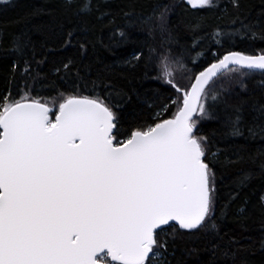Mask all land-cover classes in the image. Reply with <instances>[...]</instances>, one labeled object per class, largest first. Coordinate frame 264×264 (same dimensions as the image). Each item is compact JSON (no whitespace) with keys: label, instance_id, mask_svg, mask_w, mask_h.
Returning <instances> with one entry per match:
<instances>
[{"label":"snow or ice","instance_id":"1","mask_svg":"<svg viewBox=\"0 0 264 264\" xmlns=\"http://www.w3.org/2000/svg\"><path fill=\"white\" fill-rule=\"evenodd\" d=\"M186 2L195 8L211 5L213 0ZM231 3L239 7V0ZM91 10V0H83L78 9L81 13ZM167 11L165 5L157 19L163 20ZM105 15L110 13L101 12L98 19ZM139 19L148 23L151 16ZM160 27L163 30L162 24ZM251 27L241 23L242 29ZM75 37V29L70 30L60 47H74ZM30 43L17 37L9 51L17 57L12 63L14 74L19 71L23 78L36 80L46 58L35 60L34 49L27 58ZM79 52H86V43L79 44ZM154 54L155 49L150 48L149 62ZM142 56L138 51L124 63L134 65ZM34 60L36 67L32 66ZM162 63L163 81L177 93L176 111L161 118L165 107L151 118L156 122L146 127H131L132 122L122 127L117 111L121 106L112 99L113 85L100 76L97 79L108 91L93 84L92 95L61 94L58 106L51 108L27 93L19 99L3 97L0 264H164L168 241L158 235L161 226L174 221L178 225L175 231L199 230L212 221L216 173L206 161L208 138L196 134L198 123L212 118L215 109L210 108V99L212 105H223L225 136H243L247 128L249 138H264V105L251 106L256 115L247 124L246 100L230 103L229 89L209 98L207 86L234 70L264 72V49L256 55L226 51L195 73L190 87L173 82L167 57ZM82 69L90 73L91 65L77 67V59L69 57L54 63L51 71L67 75L74 70L82 79ZM240 87L246 86L241 82ZM52 111L54 119L50 118ZM247 178L244 175L240 182ZM210 227L214 229L215 223Z\"/></svg>","mask_w":264,"mask_h":264},{"label":"trees","instance_id":"2","mask_svg":"<svg viewBox=\"0 0 264 264\" xmlns=\"http://www.w3.org/2000/svg\"><path fill=\"white\" fill-rule=\"evenodd\" d=\"M82 3L0 2V103L6 95L19 99L27 93L51 108L58 106L61 94L92 95L93 84L108 91L97 79L100 76L104 83L113 85L112 99L121 106L114 110L121 117L122 127H129L130 122L131 127H146L156 122L151 118L165 107L161 118H169L176 111V90L163 81L165 57L173 82L190 87L195 73L226 51L256 55L264 49V0H239L238 8L231 0H213L211 5L195 8L186 0H91L92 10L87 13L78 11ZM165 5L168 11L163 20H158ZM101 12L110 15L98 19ZM147 16L151 20L142 23L139 18ZM241 23L252 27L242 29ZM73 29L75 46L61 48L64 37ZM17 37L31 42L27 58H31L33 49L35 60L46 58L38 68L42 75L36 80L13 72L17 57L9 50ZM80 43H86L85 53L79 52ZM150 48L155 54L149 62ZM138 51L143 52L138 63H124ZM214 52L219 55L214 56ZM177 56L181 57L179 61ZM69 57L77 59V67L91 65V72L82 69L83 78L78 79L74 70L67 75L51 71L54 63L66 62ZM241 71L246 75L242 77ZM241 82L245 88L240 87ZM222 89L230 90V103L247 101L244 118L251 124L256 115L251 106L264 105V72L240 69L221 74L207 86L208 97ZM208 103L215 109L212 118L200 121L196 134L208 138L206 161L216 173L215 213L212 221L199 230L175 231L176 225H168L163 232L158 231L168 241L164 264H264V138H249L247 128L243 136H225L223 105H212L210 99ZM54 116L55 111L50 112V118ZM244 175L248 178L241 183Z\"/></svg>","mask_w":264,"mask_h":264},{"label":"water","instance_id":"3","mask_svg":"<svg viewBox=\"0 0 264 264\" xmlns=\"http://www.w3.org/2000/svg\"><path fill=\"white\" fill-rule=\"evenodd\" d=\"M219 59V58H218ZM207 67V66H206ZM231 67V66H230ZM238 67V66H237ZM194 80V79H193ZM42 103V102H41ZM169 225H176V223L174 222V221H170L169 222ZM166 226H168V225H166ZM166 226H161V228H163V227H166ZM177 227H178V225H176Z\"/></svg>","mask_w":264,"mask_h":264},{"label":"rangeland","instance_id":"4","mask_svg":"<svg viewBox=\"0 0 264 264\" xmlns=\"http://www.w3.org/2000/svg\"><path fill=\"white\" fill-rule=\"evenodd\" d=\"M262 196H264V193H263V195ZM263 203H264V201H263ZM165 230V227L164 228H162V231H159L160 233L161 232H163ZM166 255V254H165Z\"/></svg>","mask_w":264,"mask_h":264}]
</instances>
